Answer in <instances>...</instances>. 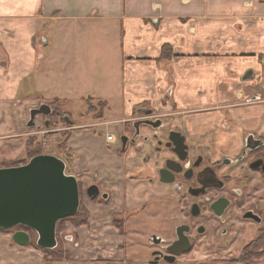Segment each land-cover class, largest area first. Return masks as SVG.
I'll use <instances>...</instances> for the list:
<instances>
[{"label":"crops","instance_id":"1","mask_svg":"<svg viewBox=\"0 0 264 264\" xmlns=\"http://www.w3.org/2000/svg\"><path fill=\"white\" fill-rule=\"evenodd\" d=\"M79 40L86 46L81 57L75 53ZM94 40L104 64L94 98L106 103L111 121L130 120L141 105L162 113L170 95L179 126L195 143L231 154L243 133L264 135V0H0V118L8 116V104L15 114L38 96L30 85L48 81L53 102L62 105L75 97L77 83L86 84L78 72L93 77L97 68V54L87 50ZM225 118L231 124L222 132ZM6 128L1 122L0 132ZM91 146L90 159L84 166L78 159L74 171L105 177L106 168L119 162L116 150H100L98 159ZM131 168L153 173L140 162ZM117 175L123 184L115 205H141L147 184ZM88 208L94 216L102 212ZM108 221L104 215L93 218L90 229L70 226L79 233V246L66 247L70 264H94L98 255L109 258L111 249L119 262L122 238ZM15 247L14 254L0 249V264L46 263L43 256L26 255L27 246Z\"/></svg>","mask_w":264,"mask_h":264},{"label":"flooded vegetation","instance_id":"2","mask_svg":"<svg viewBox=\"0 0 264 264\" xmlns=\"http://www.w3.org/2000/svg\"><path fill=\"white\" fill-rule=\"evenodd\" d=\"M50 107V115L43 116L45 128L59 132L56 128L61 121L68 127L67 131H71V141L74 132L83 128L70 115ZM180 120L168 95L162 113L141 105L130 120H103L100 125H92L96 128L119 125L120 137L114 133L115 141L106 147L107 151L116 150L119 162L106 168L105 177L86 172L84 176L89 180L86 186L83 185V177L69 174L76 177L79 183L80 208L74 217L82 214L86 219L84 224L72 222L70 225L74 230L81 227L90 229L93 218L99 219L105 215L111 228L122 238L118 245L123 252L119 262L126 264H188L187 257L196 248L213 247L220 250L230 245L236 247L237 238L247 231L252 232V238H244L246 243L242 246L240 258L231 261L238 264L262 261L264 135L245 132L238 150L231 154L222 153L209 143H195L192 139L195 136L179 126ZM230 124L225 118L221 125L222 132H227ZM110 146L115 148L111 149ZM70 153L75 158L74 164L70 165L74 170L79 158L75 150ZM137 162L151 168L153 173L142 175L132 172L134 167L131 168V165ZM119 172L133 184H147V197L141 205L131 207L126 201L122 206L115 205L117 197L122 195L119 186L123 182L117 175ZM92 186H96L100 192L95 200L88 195V189ZM88 204L99 206L102 212L94 216ZM21 231L32 232L19 228L14 233ZM58 233L57 230V240ZM66 239L72 246H79V233L73 231ZM66 254L63 258L48 260L73 263L70 253ZM102 262L115 261L98 255L95 263Z\"/></svg>","mask_w":264,"mask_h":264},{"label":"rangeland","instance_id":"3","mask_svg":"<svg viewBox=\"0 0 264 264\" xmlns=\"http://www.w3.org/2000/svg\"><path fill=\"white\" fill-rule=\"evenodd\" d=\"M77 47V48H76ZM75 47V53L81 57L84 55V48L86 47L83 40H79V44ZM99 45L94 40L92 46L89 45V52L97 55L93 58L96 60L97 68L92 70L91 77L88 73L78 72L77 76L81 81L86 84L77 83L75 86L76 96L70 97L69 101L65 104H60L57 102H53L52 100V87L48 83V81L42 82L41 85L36 86L30 85V90L33 91L35 89L38 90V96H32L29 98V102L22 103L21 106L16 107L17 113L13 114L9 111L10 104H8V116L5 118H0V123L6 124L7 128L0 132V168H9L11 166L19 167L27 164L30 161V152L34 150L33 147H41V153L43 155H52L60 158L66 163V157L61 155L58 149L59 144L66 143L67 151L74 152V149H71L75 146L78 154L77 157L80 159L81 166H84L86 161L90 159V148L91 144L94 145V154L96 157L100 159V150L106 148V137L108 135H115L119 138L121 135L119 125L109 126L106 128H96L91 127L94 124L100 125L103 120L105 122H111V118L106 115V109L103 112L102 119H98L97 115L94 112V109L98 105V101L95 100V82L103 81L104 76L102 73V68L104 64L101 62V55H99ZM63 51V50H62ZM97 75L101 78L96 80L94 76ZM103 76V77H102ZM90 79V80H89ZM78 82V81H77ZM94 82V83H93ZM93 95V98L90 99L89 96ZM35 100H40L41 102H36ZM46 100V101H42ZM47 104L49 106H53L54 108H61V111L70 115L72 119L77 123V125H87L89 128H83L76 130L73 134V138L70 142L71 131H67L68 128L63 122L60 121L58 128H56L59 132L54 131L52 128H45L44 121L45 118L43 116H38L36 119V127L30 128L28 127V123L30 121V112L32 109L39 108L41 105ZM97 111V110H96ZM99 111V109H98ZM90 112V113H87ZM87 113V114H86ZM99 116V115H98ZM108 120V121H107ZM92 123V124H91ZM40 126V128H39ZM55 129V130H56ZM29 145H33L31 148ZM71 146V147H69ZM73 146V147H72ZM101 148V149H99ZM109 148L114 149V146H110ZM69 149V150H68ZM88 153V154H87ZM67 170L66 174H75L84 178L83 185H87L88 178L84 176L83 169L78 171L79 174H76L75 171L70 167L69 162L66 163ZM83 173V174H82ZM70 223L64 225L62 223L61 230L58 233V248L55 250H48L47 252L41 250L37 246L38 236L36 233L30 232L31 241L27 246L26 255H39L43 256L46 263L45 264H70L69 261L56 262L48 260L49 257L55 252H63V254H69L66 247H69L67 240V236H71ZM155 227V226H154ZM159 226H156L158 228ZM19 228H16L11 231H1L0 230V249L4 251V253L14 254L16 253V243L12 240L13 233ZM244 238L250 239L252 238V232L247 231L245 235L238 237L236 242V247L226 246L220 248V250L211 248H196V250L187 257L188 264H238V262L231 260H238L240 258L242 246L246 243L244 242ZM24 251V250H23ZM110 251V250H109ZM6 253V254H7ZM66 254V255H67ZM65 255V257H67ZM109 258L116 256V253L111 251L108 253ZM217 259L219 262H217ZM262 261L254 262V264H259ZM100 264V263H94ZM101 264H126L125 262H102ZM130 264V263H127ZM134 264V263H131ZM138 264V263H136ZM264 264V263H263Z\"/></svg>","mask_w":264,"mask_h":264},{"label":"water","instance_id":"4","mask_svg":"<svg viewBox=\"0 0 264 264\" xmlns=\"http://www.w3.org/2000/svg\"><path fill=\"white\" fill-rule=\"evenodd\" d=\"M50 110L47 104L32 109L28 127H35L36 118L49 116ZM66 168L63 160L52 155L37 156L19 167L0 168V230L28 229L37 234L40 249L55 250L59 221L74 217L80 208L78 180L67 175ZM99 194L96 186L88 189L92 200ZM12 240L26 247L31 237L21 231Z\"/></svg>","mask_w":264,"mask_h":264},{"label":"trees","instance_id":"5","mask_svg":"<svg viewBox=\"0 0 264 264\" xmlns=\"http://www.w3.org/2000/svg\"><path fill=\"white\" fill-rule=\"evenodd\" d=\"M98 103V105L96 106V107H94V108H92L91 107V109H94V112L93 113H95L96 115H97V118L98 119H101L102 118V116H103V112H104V110L106 109V103L105 102H101V101H98L97 102ZM56 109H58V110H61V108H56ZM98 109H99V111H98ZM97 110V111H96ZM87 113H90V112H87ZM99 115V116H98ZM33 145H29L28 147H32ZM34 148V150L32 151V152H30V161L33 159V158H35V157H37V156H40V155H43L40 151H41V147H33ZM58 149H59V153L61 154V155H64L65 157H66V163H68L69 162V164L70 165H73L74 164V161H75V158H74V156L73 155H71V153L69 152V151H67V148H66V143L64 142V143H60L59 144V146H58ZM69 150V149H68ZM29 161V162H30ZM28 162V163H29ZM11 167H15V165L14 166H11ZM75 223L76 225H81V224H84L85 222H86V219L83 217V215L82 214H79V215H77L76 217H73V218H69V219H66V220H62V221H59V223H58V225H57V230H58V232L62 229L61 228V225H62V223L64 224V225H66L67 223ZM23 229H25V228H23ZM1 231H3V230H1ZM9 232V231H8ZM41 250H43V249H41ZM43 251H45V252H47L48 250H43ZM49 258H55V259H57V258H63L64 257V254H63V252L61 251V252H55L54 254H52L51 256H48Z\"/></svg>","mask_w":264,"mask_h":264},{"label":"built area","instance_id":"6","mask_svg":"<svg viewBox=\"0 0 264 264\" xmlns=\"http://www.w3.org/2000/svg\"><path fill=\"white\" fill-rule=\"evenodd\" d=\"M115 141V136L114 135H108L107 136V142L108 143H113Z\"/></svg>","mask_w":264,"mask_h":264}]
</instances>
